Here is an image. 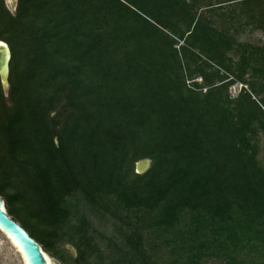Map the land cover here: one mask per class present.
<instances>
[{
	"label": "trees",
	"instance_id": "obj_1",
	"mask_svg": "<svg viewBox=\"0 0 264 264\" xmlns=\"http://www.w3.org/2000/svg\"><path fill=\"white\" fill-rule=\"evenodd\" d=\"M257 30L264 0H0L8 213L63 264H264Z\"/></svg>",
	"mask_w": 264,
	"mask_h": 264
},
{
	"label": "water",
	"instance_id": "obj_2",
	"mask_svg": "<svg viewBox=\"0 0 264 264\" xmlns=\"http://www.w3.org/2000/svg\"><path fill=\"white\" fill-rule=\"evenodd\" d=\"M16 2L17 0H12V4L6 2L7 7L12 12H14ZM10 57L11 50L9 44L7 41L0 39V82L5 94H7L9 88L8 74ZM151 162L152 160L149 157H142L136 160L135 171L137 173L145 172L150 167ZM0 230L19 251L23 264H59L46 250H44L42 245L8 213L5 200L1 196ZM68 247L74 252L71 245Z\"/></svg>",
	"mask_w": 264,
	"mask_h": 264
},
{
	"label": "rangeland",
	"instance_id": "obj_3",
	"mask_svg": "<svg viewBox=\"0 0 264 264\" xmlns=\"http://www.w3.org/2000/svg\"><path fill=\"white\" fill-rule=\"evenodd\" d=\"M12 4V0H5V3ZM223 9V8H222ZM240 39H247L251 41L264 40V33L261 31H253V32H243L239 35ZM240 84L233 86V91H236L239 88ZM74 250V248H73ZM75 252V251H74ZM13 255L17 264H23L21 255L17 253L16 247L10 242V240L0 231V264H5V258L8 255ZM50 254V253H49ZM50 256L59 262H61L56 256L50 254ZM62 263V262H61ZM63 264V263H62Z\"/></svg>",
	"mask_w": 264,
	"mask_h": 264
},
{
	"label": "flooded vegetation",
	"instance_id": "obj_4",
	"mask_svg": "<svg viewBox=\"0 0 264 264\" xmlns=\"http://www.w3.org/2000/svg\"><path fill=\"white\" fill-rule=\"evenodd\" d=\"M1 231V230H0ZM2 232V231H1ZM3 233V232H2ZM4 234V233H3ZM5 235V234H4ZM6 236V235H5ZM66 246L68 247L69 244H66ZM69 248V247H68ZM70 249V248H69ZM71 250V249H70ZM17 253L19 254V251L16 249ZM72 253H75L71 250ZM57 263L59 264H62L61 262L55 260ZM5 264H17V260L16 258L13 256V255H8L6 258H5Z\"/></svg>",
	"mask_w": 264,
	"mask_h": 264
}]
</instances>
